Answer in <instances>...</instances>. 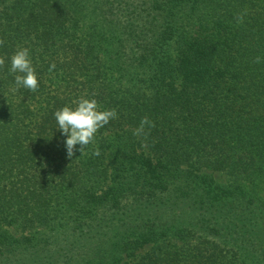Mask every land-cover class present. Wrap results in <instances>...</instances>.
Listing matches in <instances>:
<instances>
[{
    "label": "trees",
    "instance_id": "16d2710c",
    "mask_svg": "<svg viewBox=\"0 0 264 264\" xmlns=\"http://www.w3.org/2000/svg\"><path fill=\"white\" fill-rule=\"evenodd\" d=\"M0 59V264H264V0H0ZM82 96L117 118L68 158Z\"/></svg>",
    "mask_w": 264,
    "mask_h": 264
},
{
    "label": "clouds",
    "instance_id": "9594fccd",
    "mask_svg": "<svg viewBox=\"0 0 264 264\" xmlns=\"http://www.w3.org/2000/svg\"><path fill=\"white\" fill-rule=\"evenodd\" d=\"M237 22L243 21V15L236 16ZM261 58L256 57V63H260ZM4 61L0 59V65ZM55 68L51 65L49 70ZM10 73L14 74L13 92L20 88L30 91H36L38 88V78L36 70L33 66L30 49L28 47H19L10 57ZM56 122V128L62 137L66 155L71 158L75 155V151L80 155L85 152L88 145L94 143L98 130L109 123L110 120L117 118L115 109L101 110L95 98L79 97L72 102V106L65 105L53 113ZM145 126L151 128L153 122L147 117L140 121L139 127L133 133L134 135H144ZM79 146V147H76ZM99 148L91 152L92 156H100Z\"/></svg>",
    "mask_w": 264,
    "mask_h": 264
},
{
    "label": "rangeland",
    "instance_id": "374dc122",
    "mask_svg": "<svg viewBox=\"0 0 264 264\" xmlns=\"http://www.w3.org/2000/svg\"><path fill=\"white\" fill-rule=\"evenodd\" d=\"M215 179L217 181H219L220 183H225L226 182V178L221 175V174H215ZM172 243H175V242H172ZM180 245V243H178ZM152 246H144L142 247L141 249H139L137 252H136V255L133 256V257H128V258H123L122 261H120L119 264H134L136 259L139 257V256H142L144 255L145 253H147L150 249H151Z\"/></svg>",
    "mask_w": 264,
    "mask_h": 264
}]
</instances>
